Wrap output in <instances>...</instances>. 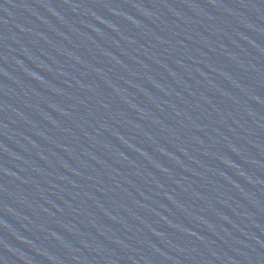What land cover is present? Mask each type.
I'll return each instance as SVG.
<instances>
[{
    "label": "water",
    "instance_id": "obj_1",
    "mask_svg": "<svg viewBox=\"0 0 264 264\" xmlns=\"http://www.w3.org/2000/svg\"><path fill=\"white\" fill-rule=\"evenodd\" d=\"M0 264H264V0H0Z\"/></svg>",
    "mask_w": 264,
    "mask_h": 264
}]
</instances>
